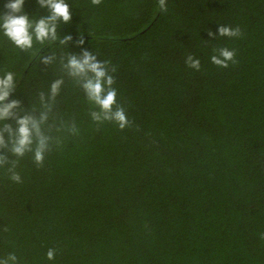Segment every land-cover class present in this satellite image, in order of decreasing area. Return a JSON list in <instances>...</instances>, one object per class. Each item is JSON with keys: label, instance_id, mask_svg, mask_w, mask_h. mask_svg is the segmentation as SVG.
<instances>
[{"label": "trees", "instance_id": "trees-1", "mask_svg": "<svg viewBox=\"0 0 264 264\" xmlns=\"http://www.w3.org/2000/svg\"><path fill=\"white\" fill-rule=\"evenodd\" d=\"M65 2L72 19L56 21L55 40L33 34L23 50L0 30V78L13 74L7 103L20 102L0 130L46 114L50 138L43 166L2 150L0 261L264 264V0H167V12L158 0ZM24 9L51 14L37 0ZM221 25L242 36H219ZM223 47L236 52L227 68L211 62ZM85 51L115 66L126 130L93 122L98 108L66 67Z\"/></svg>", "mask_w": 264, "mask_h": 264}, {"label": "clouds", "instance_id": "clouds-1", "mask_svg": "<svg viewBox=\"0 0 264 264\" xmlns=\"http://www.w3.org/2000/svg\"><path fill=\"white\" fill-rule=\"evenodd\" d=\"M41 7L50 9L51 14L47 17H40L33 20L24 9L25 0H7L4 5L6 11L0 13V30L16 47L27 50L33 46V34L35 39L43 43L47 39H57L56 21L62 18L64 22L72 19L70 7L65 0H37ZM103 0H92L93 5H101ZM158 6L162 12L168 11L167 0H158ZM221 37H241L242 31L239 27L232 28L230 26L221 25L218 29ZM210 36L216 33L209 32ZM66 39H71L67 37ZM63 42V41H62ZM217 54L211 56V62L216 66L227 68L230 63H236V52L227 47L214 50ZM48 62V61H45ZM189 68L199 71L201 62L188 55L185 60ZM66 67L70 70V75L80 78L82 87L86 90L87 99L93 103L98 110L91 112L93 122L97 126L103 125L105 122L113 123L119 130L124 131L129 128L132 121L128 118L125 108L117 101L118 91L114 87L115 79L111 73L116 72L115 66L111 67L109 72V62L97 61L96 56L91 52L85 51L82 58L72 56ZM14 77L11 72L6 78H0V121H6L13 116V109L19 106V101L7 103L8 97L14 90ZM62 81L53 83L51 91L55 96L60 88ZM47 119L44 114L39 120L29 115H24L17 119V127L12 129L11 125L5 124L0 130V167L9 163V158L3 154L2 150L7 148L9 152L17 157H23L27 152H33V160L36 165L43 166L45 153L49 150V137L45 136L41 131V123ZM5 131L8 132V139H5ZM75 125L72 126V133H78ZM36 147L33 149V143ZM17 161L11 162L8 171L11 173L10 179L16 184L22 183V177L17 172ZM264 239V234H261ZM47 258L52 260L55 258V250L50 249L47 252ZM9 261L16 264L17 256L10 254L7 260L0 261V264H9Z\"/></svg>", "mask_w": 264, "mask_h": 264}]
</instances>
